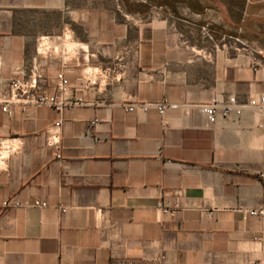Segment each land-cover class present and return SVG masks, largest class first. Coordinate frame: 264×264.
Wrapping results in <instances>:
<instances>
[{
  "label": "crops",
  "instance_id": "1",
  "mask_svg": "<svg viewBox=\"0 0 264 264\" xmlns=\"http://www.w3.org/2000/svg\"><path fill=\"white\" fill-rule=\"evenodd\" d=\"M194 2L177 23L119 0H0V264H264V217L245 214L264 207V115L208 128L198 108L264 96V47L205 42ZM17 80L81 104L4 112Z\"/></svg>",
  "mask_w": 264,
  "mask_h": 264
},
{
  "label": "rangeland",
  "instance_id": "2",
  "mask_svg": "<svg viewBox=\"0 0 264 264\" xmlns=\"http://www.w3.org/2000/svg\"><path fill=\"white\" fill-rule=\"evenodd\" d=\"M122 2L127 12L148 16L156 13L162 16L172 18L179 23L181 20H187V5L195 3L192 0H119ZM210 4L209 12L197 16H192L191 20L196 25L199 20L205 25L202 30L210 38L205 42L217 40L216 37L228 42V33L235 34L238 39H246L248 46L260 50L264 47V0H205ZM230 6L233 12L231 16L224 13L223 4ZM214 7V9H212ZM211 9V10H210ZM185 10V12H184ZM210 29L212 31H210ZM215 34H214V33ZM232 41V40H230Z\"/></svg>",
  "mask_w": 264,
  "mask_h": 264
},
{
  "label": "built area",
  "instance_id": "3",
  "mask_svg": "<svg viewBox=\"0 0 264 264\" xmlns=\"http://www.w3.org/2000/svg\"><path fill=\"white\" fill-rule=\"evenodd\" d=\"M66 80L61 75L60 76V84L58 89L61 91L65 90L66 87ZM10 96L7 101H5L6 107L3 108L4 112H8L7 106L11 102H27L33 103L35 105H47L51 107H55L57 111H61L65 107H70L74 105H79L81 102H61L57 98H48L46 96L37 97L34 94V91L37 89V85L34 81H21L17 80L11 82L10 85ZM168 107H176V105H154V104H147V103H133L132 105L128 106L129 111H134L135 109H139L141 111L146 112L150 108L158 109L159 113L163 115L165 110ZM199 110L206 116L207 118V127H212L219 117L228 118L232 115H241L242 111L245 108H252L258 109L264 115V96L258 99H252L247 104L241 105L237 102L236 98L229 97L227 99H213L209 103H204L198 106ZM62 121H58L53 127H51L47 131V146L48 147H56L59 148L60 140H61V129ZM10 156V150L5 145L4 142L0 141V170L4 169L5 161ZM28 205L22 204L18 201L13 203L14 208H23ZM35 207L46 208L47 204L36 202L34 203ZM163 206L162 203H159V207ZM5 209L10 207L9 202H5L3 204ZM64 211V210H62ZM245 214L252 216V217H264V207L259 209H254L252 211H247Z\"/></svg>",
  "mask_w": 264,
  "mask_h": 264
}]
</instances>
